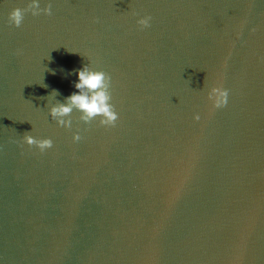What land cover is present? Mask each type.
Here are the masks:
<instances>
[{"label": "water", "instance_id": "1", "mask_svg": "<svg viewBox=\"0 0 264 264\" xmlns=\"http://www.w3.org/2000/svg\"><path fill=\"white\" fill-rule=\"evenodd\" d=\"M27 2L0 0V264H264V0H41L13 27ZM83 64L110 127L48 116Z\"/></svg>", "mask_w": 264, "mask_h": 264}, {"label": "clouds", "instance_id": "2", "mask_svg": "<svg viewBox=\"0 0 264 264\" xmlns=\"http://www.w3.org/2000/svg\"><path fill=\"white\" fill-rule=\"evenodd\" d=\"M41 0H28L26 7L14 8L8 14V22L13 27H19L25 13L31 16L49 15L50 4H45L43 8L40 6ZM150 17L144 16L136 21L137 25L143 29L149 26ZM75 72V80L71 82L73 89L65 98L63 103H54L48 107V116L55 121L57 127L65 129L71 126V120L66 117L75 110L79 115V120L84 124L94 119L97 120L99 126L110 127L117 120V114L113 110L111 104V96L109 93V77L103 71H94L88 64H83ZM53 74H55L53 72ZM57 90H53L55 94ZM207 100L210 102V112L222 108L227 101V90L221 86H211L207 91ZM199 115H194L193 120H199ZM72 142H78L81 137L78 133H74L71 137ZM22 142L29 147L35 146L40 152L52 147V141L48 138L37 139L31 135L25 134Z\"/></svg>", "mask_w": 264, "mask_h": 264}]
</instances>
